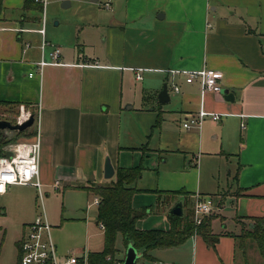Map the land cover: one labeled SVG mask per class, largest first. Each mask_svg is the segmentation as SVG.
Listing matches in <instances>:
<instances>
[{
  "label": "crops",
  "instance_id": "obj_1",
  "mask_svg": "<svg viewBox=\"0 0 264 264\" xmlns=\"http://www.w3.org/2000/svg\"><path fill=\"white\" fill-rule=\"evenodd\" d=\"M38 5L2 2L0 104L23 106L36 116L42 137L40 164L45 156L40 165L43 190L54 189L56 182L83 192L81 187L106 184L107 151L118 156L120 168L137 167L149 151L159 115L163 119L170 114L183 126L201 111L219 114L220 121L206 119L202 129L188 134L195 137L203 157H215L217 192L200 191L202 161L192 170L200 177L196 189L187 192L193 200L197 194L213 200L211 227L219 240L212 247L194 235L181 246L154 250L153 260L142 262L264 264L258 243L250 237L257 220L264 223V0H128L126 12L118 8L111 17L102 54L80 58L61 51L59 64L52 63L53 50L43 48L47 17ZM9 10L20 12V17L9 16ZM43 27L44 35L39 33ZM41 61L47 63L42 72ZM205 68L223 73V90L233 101L203 93L200 79L186 82L189 73ZM138 83H144L140 105L128 93V87L134 85L136 91ZM164 86L170 96L166 104L172 102L171 94L177 96L166 110L158 100ZM211 172L213 164L208 163ZM165 218L157 226L146 217L137 228L168 231L171 225ZM216 221L223 228L214 230Z\"/></svg>",
  "mask_w": 264,
  "mask_h": 264
},
{
  "label": "rangeland",
  "instance_id": "obj_2",
  "mask_svg": "<svg viewBox=\"0 0 264 264\" xmlns=\"http://www.w3.org/2000/svg\"><path fill=\"white\" fill-rule=\"evenodd\" d=\"M106 1L46 0L48 52L60 48L63 54L74 53L80 58H93L94 53L97 52L102 54L105 46L103 41L107 39V28L111 17L116 16L118 8L126 12L128 2V0H113L112 8L108 10L103 5ZM65 3H69L66 8L63 6ZM41 14L44 17L42 12ZM8 15L19 18L20 12L9 10ZM144 83H138L136 91L134 85L128 87V93L130 96L131 93L133 94L137 105L141 104V87ZM176 97L171 94L172 102L163 105V109H168ZM127 106L128 104L125 108ZM144 107L152 109L148 104ZM22 108L23 106L0 104V119L16 125L22 114ZM154 109L159 111V105L156 104ZM26 111L30 112L27 109ZM38 127L36 121L22 134L17 131L2 132L0 138L7 143L0 149L3 147L4 150L9 143L33 139ZM193 130H185L179 121L173 120L172 115L165 114L164 118L155 124L153 139L148 144L149 151H145L144 159L135 164L143 167L144 170L141 179L133 186L145 189L138 193L135 206L137 209L151 211L147 216L150 217L149 224L161 226L166 219L165 216H168L169 211L171 212L179 203L184 204L183 215L185 219L188 218L194 200L191 199L192 194L187 192L196 189L200 178L198 173L192 170H198L201 161L203 173L200 191L206 194L217 192L219 165L215 157L202 156L195 137L188 135ZM106 154L113 166L119 167L118 156H111L109 151ZM44 161L45 156L42 155V166ZM208 163L213 164L211 173H207ZM195 164L197 168L192 167ZM104 182L107 183L105 179L102 183ZM54 189L43 190L45 196L43 202L38 190L31 185L9 186L8 193L5 194L6 191L0 195V264H18V241L23 234L24 224L32 222L41 215L43 208L52 226L51 235L60 256L76 254L84 258L89 253L103 250L104 232L97 224L95 196L88 191L75 189V186H60ZM180 190L181 194L172 193ZM223 225L220 221H216L213 229L219 230ZM117 248L119 252L115 254L117 260L115 264L124 263L125 246L121 236L118 238ZM137 264H143L142 260Z\"/></svg>",
  "mask_w": 264,
  "mask_h": 264
},
{
  "label": "built area",
  "instance_id": "obj_3",
  "mask_svg": "<svg viewBox=\"0 0 264 264\" xmlns=\"http://www.w3.org/2000/svg\"><path fill=\"white\" fill-rule=\"evenodd\" d=\"M35 2L43 7V15L45 19L46 0H35ZM103 5L106 9L110 10L112 8V0H107ZM39 33L42 35L45 34L44 27L39 30ZM48 45L47 42H44L43 48ZM50 56L53 64H59L61 61L60 48L53 50ZM46 65V62L41 61L38 69L42 72ZM30 76H33V74H30ZM136 78L141 81L143 76L138 72ZM223 78V73L220 70L205 68L200 72L189 73L186 82L191 84L200 79L203 93L220 95L223 91ZM174 91L179 93L180 88L174 86ZM22 109L18 124L25 123L31 116H33L30 112L26 111L24 107ZM206 119L218 122L221 120V116L219 114H209L208 112L201 111L199 112L198 117L186 119L183 122V128L186 130L202 129L203 123ZM241 127L244 129L245 125L242 124ZM7 152H11V156H7ZM41 154L42 137L39 127L33 140L9 143L4 149V155L0 156V195L4 194L9 186L31 185L38 190L40 199L43 202L45 196L43 192V184L40 179ZM54 187L58 189L60 187L59 183L56 182ZM99 203V198L95 197V204L98 206ZM213 205V200L211 198H205L200 194H197L194 197L192 219L196 226H200L205 217L212 215ZM99 226L104 232V225L99 224ZM51 232L52 226L50 225L46 217L45 209L43 208L41 215L35 218L34 221L26 225L23 229V234L18 241V264H87V256L84 258H80L76 254L60 256ZM107 260L111 261V258L108 257Z\"/></svg>",
  "mask_w": 264,
  "mask_h": 264
},
{
  "label": "trees",
  "instance_id": "obj_4",
  "mask_svg": "<svg viewBox=\"0 0 264 264\" xmlns=\"http://www.w3.org/2000/svg\"><path fill=\"white\" fill-rule=\"evenodd\" d=\"M28 1L36 4L35 0H26V2ZM2 2L3 0H0V8ZM160 120L161 116L159 115V122ZM22 133L20 132V134ZM6 143L0 138V147L2 145L4 147ZM3 147L0 149V156L4 155ZM115 169L116 175L108 183L81 187L99 198L97 224H103L105 227L104 248L101 252L89 253L87 264H115L117 261L115 254L119 252L117 248L119 236L123 239L125 253L129 245L132 244L139 253L143 254L137 263L141 260L152 261L151 253L154 250L181 246L194 235L202 237L208 245L215 246L219 240V236L212 233L211 224L215 216L205 217L203 223L196 226L192 214L185 219L184 215L179 217L169 213L170 230H139L137 228L138 221L151 213L147 209H135L133 207L134 196L142 192L133 185L141 179L144 169L141 166L130 169L117 167ZM172 193L181 194L182 191ZM257 221L258 225H255L251 230L250 237L258 243L260 252L264 257V223L261 219ZM108 257L111 258V261L107 260Z\"/></svg>",
  "mask_w": 264,
  "mask_h": 264
},
{
  "label": "water",
  "instance_id": "obj_5",
  "mask_svg": "<svg viewBox=\"0 0 264 264\" xmlns=\"http://www.w3.org/2000/svg\"><path fill=\"white\" fill-rule=\"evenodd\" d=\"M93 2H95V0H93ZM63 6L66 8L69 6V3H65ZM222 94L225 96V99L227 101H233V96L232 94L229 93L228 90H223ZM158 100L160 104H166L170 101V96L168 93L167 86H164L163 90L159 93ZM34 122H35L34 116H31L30 119L26 121L25 123L16 124V125H13L11 122L6 121V120H0V135L4 131L24 132L25 130L33 126ZM7 156H11V152H7ZM115 175H116V169L113 166L110 158L107 156L105 164H104V178L106 180H112L114 179ZM170 213L172 215L179 216V217L183 216V203L177 204L171 210ZM142 255H143L142 253H139L137 249H135L133 245L130 244L125 253L124 264H136L137 261L142 257Z\"/></svg>",
  "mask_w": 264,
  "mask_h": 264
}]
</instances>
